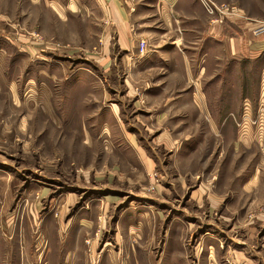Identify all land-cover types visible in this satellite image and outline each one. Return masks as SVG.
Masks as SVG:
<instances>
[{
  "label": "rangeland",
  "instance_id": "374dc122",
  "mask_svg": "<svg viewBox=\"0 0 264 264\" xmlns=\"http://www.w3.org/2000/svg\"><path fill=\"white\" fill-rule=\"evenodd\" d=\"M212 1L244 17L264 18L261 0ZM245 1L252 14L240 10ZM2 3L0 11L16 24L9 29L25 31L35 43L15 44L11 52L31 51L45 71L32 77L19 59L10 71L8 63L0 69V264H264L260 65L237 63L246 79L240 92L230 94L236 104L230 130L184 124L155 126L148 133L139 127V143L154 166L147 173L137 156L108 150L114 147L105 146V140L86 145L81 127L55 126V86L65 84L58 79L55 85V56L70 59L73 70H119L123 52L115 39L103 52L94 37L99 30H89L78 18L66 28L55 19L51 38L48 29L21 24L27 7L19 0ZM152 17L153 25L161 26L160 14ZM258 25L256 36L261 35L255 33ZM162 36L170 39L174 33ZM104 53L111 55L108 62L100 60ZM120 82L115 75L108 78L111 86ZM7 83H13L15 102ZM245 96L250 101L245 103ZM125 107L133 119L137 112ZM186 150L187 157L177 155ZM253 178L259 185L242 190L244 180L249 184Z\"/></svg>",
  "mask_w": 264,
  "mask_h": 264
},
{
  "label": "crops",
  "instance_id": "0c3cea01",
  "mask_svg": "<svg viewBox=\"0 0 264 264\" xmlns=\"http://www.w3.org/2000/svg\"><path fill=\"white\" fill-rule=\"evenodd\" d=\"M2 1L0 7L5 6ZM244 3L240 10L252 14L250 5ZM24 5L27 10L21 24L28 29H48L51 38L55 36V24L52 25L55 19L60 27L66 28L78 18L89 24V30H99L94 37L104 46L103 52L109 50L115 39V45L123 52L119 70L79 67L73 70L70 59L55 56L57 69L52 73L57 77L55 85L59 84L58 79L65 83L55 86V126L81 127L86 145L93 140H105V146L114 147L108 150L122 156L125 152L137 156L147 173L154 166L139 143L142 138L139 127L148 133L155 126L184 124H206L211 128L222 125L230 130L236 123L233 113L236 104L230 94L245 86L241 80L245 76L237 63L260 65L264 82V34L256 36L253 32L256 22L264 18L211 15L200 0H19V6ZM158 14L161 26H154L152 15ZM142 15L147 17L144 19ZM10 26H16L14 18L5 10L0 11V69L8 63L10 71L12 63L19 59L26 74L32 77L43 74L45 70L37 66L40 61L34 59L28 48V54L11 52L15 44L26 45L30 38L25 31L12 32ZM169 32L174 33V38L162 36ZM142 40L148 44L144 54L140 52ZM110 56L104 53L100 60L108 62ZM89 57L98 60L94 54ZM114 75L121 79L120 86L108 84V78ZM7 86L15 102L18 95L12 89L13 83ZM247 97L244 102L250 101ZM256 100L259 106H264V92ZM125 104L137 112L131 120L127 118ZM220 110L226 112L221 115ZM27 120L25 116L23 123ZM166 132L162 134L166 136ZM116 141L121 144L116 146ZM189 151L177 155L187 157ZM252 174L255 176L257 172ZM255 179L249 184L244 180L242 190L248 192L245 186H253Z\"/></svg>",
  "mask_w": 264,
  "mask_h": 264
},
{
  "label": "built area",
  "instance_id": "2783aa9c",
  "mask_svg": "<svg viewBox=\"0 0 264 264\" xmlns=\"http://www.w3.org/2000/svg\"><path fill=\"white\" fill-rule=\"evenodd\" d=\"M206 9V11L211 14H220V15H234L240 16V13L234 7H230L229 5H218L216 2L212 0H200ZM256 34H264V21L259 22L258 27L256 28ZM148 44L146 40H142L140 42V52L144 54L147 52Z\"/></svg>",
  "mask_w": 264,
  "mask_h": 264
}]
</instances>
